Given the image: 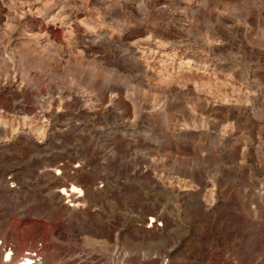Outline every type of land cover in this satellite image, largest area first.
I'll return each instance as SVG.
<instances>
[{
	"label": "rangeland",
	"instance_id": "374dc122",
	"mask_svg": "<svg viewBox=\"0 0 264 264\" xmlns=\"http://www.w3.org/2000/svg\"><path fill=\"white\" fill-rule=\"evenodd\" d=\"M13 175L0 264H264V0H0Z\"/></svg>",
	"mask_w": 264,
	"mask_h": 264
},
{
	"label": "bare ground",
	"instance_id": "6f19581e",
	"mask_svg": "<svg viewBox=\"0 0 264 264\" xmlns=\"http://www.w3.org/2000/svg\"><path fill=\"white\" fill-rule=\"evenodd\" d=\"M54 15V14H53ZM51 16L49 19L50 20H52V18H53V20H55L56 18H54V16ZM50 16V15H49ZM24 47V48H23ZM22 48L24 49L23 50V53H22V55H21V57L22 58H24L25 56H28V54L27 53H30V54H33L34 56H33V58H34V61L33 62H36V63H38V62H41V60H43V59H45L46 57H47V55H45V54H41V52L40 51H38V52H36V49H34L35 47H32V46H30V44H28V43H22ZM43 53V52H42ZM24 56V57H23ZM21 58V59H22ZM31 58H32V56H31ZM148 61L147 60H145V63H147ZM167 80V82H168V79H166ZM147 94V92H143V93H141V99H144V100H146V98L148 99H151L153 102L154 101H156V95H154L153 93L151 94V98L149 97V96H147L146 95ZM162 112V115H163V117H164V119H166L167 117H166V111H165V109L163 108V110L161 111ZM168 115V114H167ZM38 128V127H37ZM37 128L36 127H34L33 128V131L34 130H37ZM120 142V145L122 146V148L123 147H125L126 146V142L124 141V140H120L119 141ZM157 164H159V163H157ZM29 168V167H28ZM20 169V168H19ZM55 170V169H54ZM80 172V171H79ZM67 173V172H66ZM68 174V173H67ZM77 174V173H76ZM75 174V177H78V176H80V173H79V175H76ZM64 176H66V174L64 175ZM82 176V175H81ZM73 177H74V175H73ZM72 177V178H73ZM74 177V178H75ZM83 177V176H82ZM1 179V178H0ZM71 179V178H70ZM9 181H11V182H13L14 183V185H9ZM0 183L2 184V186L4 185V187L5 188H7V191H12V190H14L15 189V183H16V180L14 179V175L13 176H11V177H9V178H5V177H3V179H1L0 180ZM64 183V182H63ZM0 184V185H1ZM13 187V188H12ZM58 194H59V196L60 197H64V195L66 196V197H71V200H73V201H77V198L81 195V189L79 188V187H77L74 183H72V182H70V183H68L66 186H64L63 188H60V189H58ZM76 203V202H75ZM154 217V216H153ZM37 252H35V251H30L29 249H26L25 251H23L22 253H21V255L19 256V257H16V258H14V257H10V256H8L7 258H6V260H9V263L8 264H43L44 262L42 261H40V259L41 258H38L37 257ZM48 264V263H47ZM49 264H51V262L49 263Z\"/></svg>",
	"mask_w": 264,
	"mask_h": 264
}]
</instances>
